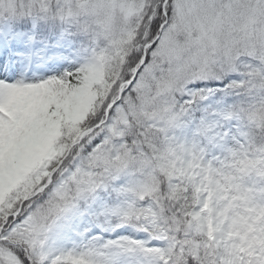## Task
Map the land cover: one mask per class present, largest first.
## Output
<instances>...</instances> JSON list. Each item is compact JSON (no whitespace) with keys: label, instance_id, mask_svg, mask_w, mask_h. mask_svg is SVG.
Wrapping results in <instances>:
<instances>
[{"label":"snow or ice","instance_id":"snow-or-ice-1","mask_svg":"<svg viewBox=\"0 0 264 264\" xmlns=\"http://www.w3.org/2000/svg\"><path fill=\"white\" fill-rule=\"evenodd\" d=\"M0 264H264V0H0Z\"/></svg>","mask_w":264,"mask_h":264}]
</instances>
